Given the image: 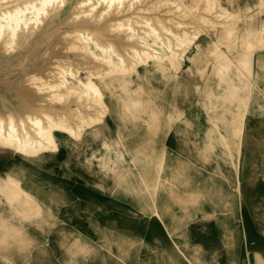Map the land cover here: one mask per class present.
I'll list each match as a JSON object with an SVG mask.
<instances>
[{"label": "rangeland", "instance_id": "1", "mask_svg": "<svg viewBox=\"0 0 264 264\" xmlns=\"http://www.w3.org/2000/svg\"><path fill=\"white\" fill-rule=\"evenodd\" d=\"M66 1L53 4V10L61 7V11L52 25L57 26V37L64 40L52 52L56 61L78 56L67 46L78 28L72 29L73 33L65 22L77 15L83 0ZM152 1L162 12L151 9L138 14L152 18L153 26L157 28L155 22L161 18L172 31L202 26L199 34L182 58L175 59L178 69L167 67L165 38L147 37L146 42L163 60L151 58L120 75L125 78L123 85L115 84L109 94L101 90L105 102L96 106L103 114L98 118L101 122L89 121L91 126L85 125L78 138L56 132L55 149L31 163L0 151V180L14 167L22 173L18 185L22 195L11 198L10 203L0 200V264H264V0H174L171 5H166L170 0ZM175 5L180 6L178 11ZM202 19L208 21L203 24ZM223 23L233 28L235 37L216 43ZM139 25L135 33L140 36ZM62 32L71 35V42ZM197 41L204 43L206 50L190 60ZM243 41L253 49L250 71L231 65L219 77L218 68L226 58L236 56ZM15 45L3 55L11 62L4 61L0 67V90L11 95L14 85L8 88L2 77L12 78L18 65L23 67L29 57L27 49L19 46L15 51ZM89 47L99 53L92 43ZM215 52L221 53L220 65L215 64ZM95 59L84 64H98ZM41 63L36 60L31 64L34 68L26 74L31 81L37 78L35 66ZM92 63L87 67L81 64L80 70L71 66L83 79ZM48 74L42 72V81ZM110 78L114 77L105 79ZM67 81L73 79L67 76ZM42 85L38 88L45 91V83ZM230 85L238 87L241 103L229 101ZM68 90L72 89L61 88L58 94ZM61 95L56 106L69 98ZM112 98L126 103L117 108ZM92 99L96 100L95 96ZM95 100L86 104L93 109L98 103ZM86 104L74 117L91 113ZM68 107L74 109L77 104ZM230 119L240 132L233 138ZM115 151L123 156L122 166L110 173L100 171L93 156L113 157ZM135 153L148 155L145 169L134 159ZM7 186L0 182L5 197ZM15 208L23 213L16 214ZM225 228L229 232H223ZM126 242L138 244L134 259L123 257Z\"/></svg>", "mask_w": 264, "mask_h": 264}, {"label": "bare ground", "instance_id": "2", "mask_svg": "<svg viewBox=\"0 0 264 264\" xmlns=\"http://www.w3.org/2000/svg\"><path fill=\"white\" fill-rule=\"evenodd\" d=\"M59 1L61 0H58V2ZM170 1L171 2L167 1L168 3L166 5L175 3L174 0ZM262 1L263 0H261V2ZM54 2L57 3V0H0V46L4 47L0 49V67L2 64H4V61H10L3 58V55H6V53L8 52V48H10L13 44L15 45L16 43L17 47H24V49H27L26 51H29V57L27 58V60L25 59L26 62L24 66L21 67L18 65L19 69L14 66V69H18L16 74L12 76V78L9 76H3L1 80L2 83L5 84L8 88L14 85L13 90H11L14 91V94L11 95L10 92L0 90V151L6 150L11 154L21 158L22 160L30 163L33 161H37L42 156V154H50L55 149L56 132H65L70 137H74L76 139L79 137L84 126L89 125V121H92L91 123H95V121H93L95 119L96 122H98V118L100 116L102 117L103 114L101 115L102 112H100L99 107L96 106L103 105L105 102L102 97L101 90H104L107 94H109L115 84H117V86H122L125 78H121L120 75L133 71L135 67L140 64L146 63L151 58H159L163 60V55L162 57H159V55L161 54L158 55L157 51L151 49V45L146 42L147 37H149L150 35H154L158 40L159 38L161 39V37L165 38L164 42L162 43L168 52V54L164 55L168 60L167 67L178 69V62L175 63V59L176 61L177 59H180L184 50L187 49L189 44L192 43L199 34V30L201 29L199 27H202L196 25L194 28L189 29L188 31H184L183 29H180L181 31H174L175 29L172 31L168 28L169 26L167 27L166 25H164V23L162 24V21H160L161 18H157L155 22L157 23L156 28V26H153L152 23H150V20H152V18L139 15L142 11L146 12V10L151 9H154L158 13L159 11L162 12V9H155V2H153L152 0H97L96 3L91 2V0H83L79 2V5L76 3L79 6L78 12H76L77 15H74L71 20L68 18L65 22L67 26L71 28V32L73 31L74 33V30L72 29H79H76V33L73 34L71 38L72 44L70 43L71 35L69 36V34L66 33L68 34L70 40H67L66 36L64 37V39L70 41V44H67V46L69 45V47H71L72 49L68 48V51L71 50L73 54H76L78 56L74 57L73 59L67 56L69 60L65 59L66 57H64L56 61V59L52 58L51 56L52 52L54 51V48L57 47V45L59 46L60 42L62 43L64 40L62 37V39L57 37V26L55 25L56 27H54V25H52L54 19L59 16V12L61 11H59L61 7L59 9L54 8L55 10H53ZM76 4H73V6L75 7ZM179 5H175L174 9H177L178 11V8H180ZM48 6L52 8L48 9ZM80 7H83L84 10H81ZM68 8H70V6ZM166 10L164 11L166 12ZM173 12L171 15L174 14ZM202 12H204L203 9ZM70 15L72 16V13ZM171 15L170 18L173 17H171ZM176 16L178 15L176 14L174 17ZM166 19L168 18L166 17ZM166 21L168 20H165V22ZM206 21L202 19L201 23L204 24V22ZM169 22H167V25H169ZM171 22L173 21L171 20ZM57 23L59 24V22ZM139 24L142 26L143 31L140 32L143 33V35L140 36L135 33L137 31H135V26ZM214 24L215 23L212 24V27L214 26ZM107 25L110 26V29L112 28V31H110V29H104V27ZM220 25V35H217L216 43L224 41V37H235L236 32L233 30V28H230L228 26V23H223ZM94 31L95 35L93 33L94 37H91V32ZM37 33H39V35ZM123 33H125V37H121ZM222 33L223 35L226 34L227 36H222ZM107 34L111 37H108ZM114 35H117L118 37L115 36V38ZM66 40L65 42H67ZM90 43H92L95 49L99 50L98 54L90 50ZM63 44L61 45L64 48L66 44H64L65 46ZM40 46L42 47L43 51L41 50ZM17 47L15 45L14 50L20 48ZM61 47L58 49L61 50ZM213 48L214 45L211 48L208 47V53ZM58 49L56 48V50ZM194 49L195 53L193 54V57L189 58L190 60L192 58H195L197 55L202 54L206 50L204 48V43H201L200 41L194 42ZM239 50L240 51L236 53V56H234L232 59L226 58L223 63L221 61V58L219 57L221 53L215 52V64L220 65V63H222V65H220V67L218 68L219 77L223 76V73L231 65L237 70H243V72L250 71L251 61L253 58V49H251V47L247 45L246 41H243L241 44V49ZM39 51L41 52V54ZM65 52L68 53L67 50ZM25 53L24 56L26 57L27 55ZM60 53L62 54V52ZM90 57H93L94 59H90ZM51 58L53 59V62L51 61ZM95 58H97L98 64L92 63L94 60H96ZM18 59L20 60V58ZM36 60H42V63L38 67L35 66V73H37L38 75L36 74L37 78L31 81L28 77H26V74L29 69L34 68V66H32L31 64ZM49 60L52 64L50 67L49 65H47V62ZM88 60L92 61L90 63H92L93 65L90 66L91 68L88 67L87 70L81 68L87 71L84 74V78L82 79L81 77L77 76V72L76 70H74L75 68L73 69L71 65H74L79 69L80 67L78 66L84 64V62H88ZM17 61L18 60H16V62ZM21 62L24 63V61L20 60V63ZM90 63L84 64L86 65L84 67L89 66ZM10 65L12 66V64ZM11 66L10 68H12ZM44 71L46 73L49 72L50 75L48 74V78L45 77L47 79H45V81H42V72ZM109 75L113 76L114 78L105 79L106 76ZM67 76L73 79V81L69 83L67 81ZM42 82L45 83V91H42ZM208 84H210V82ZM38 86H42V88L40 87L41 89H39ZM230 87L231 88H228L229 101L238 99L239 103H241L243 98L239 99V97L236 95V90L238 87L234 85H230ZM61 88H71L72 90L70 92L68 90L69 94L66 92V94L69 95V98L67 96L68 99H66V101L64 100V102L60 106L58 105V107L56 106L58 104L56 101L60 102L62 100H60L59 98L61 94H58ZM76 90H79L81 92L76 93ZM34 91L39 92H36L37 94H35ZM66 94L64 95L66 96ZM64 95L62 94L61 98ZM65 96L63 97L64 99L66 98ZM94 96L96 100L92 99L94 98ZM57 98L59 99L57 100ZM89 100H95L96 103L98 102L96 105L95 103H93L92 106L95 105L94 108H98L99 111L95 110L93 107L92 108L95 111L91 109L90 104L92 103V101L89 102ZM111 100L114 106L117 108H122L126 103V100L123 101L119 98H112ZM72 102H75L77 104V108L73 109L69 108L70 106L68 107V105H70ZM87 102L90 104H86ZM85 104L86 108L89 105L88 107H90V109L92 110L91 113H88L83 117H74L75 111H83L84 108L82 106L84 105L85 107ZM86 117L87 120H85ZM231 121L232 124L230 122V138H233L236 137V133H238L237 135H239L240 132L236 126H233L235 120ZM72 122L74 123L72 124ZM99 122H101V120H99ZM25 123H29V125L26 126ZM212 130V128L207 129L206 133L208 134L212 132ZM206 146L210 147V143L207 142ZM108 148H111V146L109 145ZM93 158L96 160L98 169L105 173L114 172L122 166L123 156L117 152L113 157L99 154L98 156H93ZM134 159L140 164V167L144 169L149 162L148 155L143 153H135ZM168 168H170V163H168ZM18 175H20V178L17 177ZM21 178L22 173L20 169L15 167L4 174L0 182L15 189L17 188L18 191L14 189L10 190L11 188L7 186V189H9L7 190L8 196L5 197L3 196L4 193H2V191L0 192V200L3 203H6L5 201H8L10 203L11 198L15 199L19 197L20 194L22 195V193L20 192L21 190L18 187ZM13 211L16 214L23 213L22 209L17 208L13 209ZM223 232L229 231L227 228H225L223 229ZM126 243L128 246L123 251V257H125L126 259H134L138 251V244L134 242ZM181 255L183 256V254ZM99 264H102V262L100 261Z\"/></svg>", "mask_w": 264, "mask_h": 264}]
</instances>
